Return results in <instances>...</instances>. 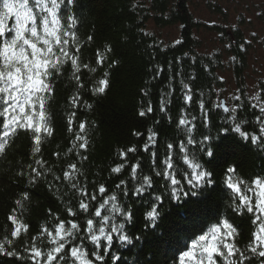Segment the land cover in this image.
<instances>
[{"label": "snow or ice", "instance_id": "obj_1", "mask_svg": "<svg viewBox=\"0 0 264 264\" xmlns=\"http://www.w3.org/2000/svg\"><path fill=\"white\" fill-rule=\"evenodd\" d=\"M76 7L77 0H0V156L7 153L20 133L29 136L31 145L30 162L15 174L17 180H26L27 186L13 201L14 206L0 230L3 233L0 257L13 259L16 264H108L106 257L111 258V264H117L120 257L112 252L114 241L121 246L133 243L126 226L132 222L134 213L131 205H125L122 198L143 199L145 194L149 195L152 202L145 219L154 228L161 216L159 206L164 202L165 194L177 202L201 195L205 185L213 184V173L200 162L199 154L214 157L212 142L216 137L201 134L202 138L197 140L195 132L199 127H209L212 115L209 105L227 114L219 132L237 133L243 140H250L252 145L264 150V79L253 86L252 94H246L242 88L236 89L231 96L235 103L231 106L226 99H220L222 93H213L217 97L215 102L206 101L203 93H195L191 83L181 80L183 107L175 121L177 137L164 142L163 157L159 152V134L149 128L143 145L117 152L119 162L109 167L106 182H89L83 165L89 160L86 153L91 147L92 122L79 119L78 112L81 107L90 111L93 105L83 99L82 93L86 90L93 97L105 96L111 88V72L119 61L111 59L112 47L104 46L95 49L94 59L85 62L84 49L92 44L94 36L90 34L80 39ZM256 35L255 32L251 34L253 38ZM251 43V40H245L238 47L246 52V45ZM231 46V43L227 45ZM162 71V68H154L152 79H157ZM97 72L100 75L86 87L85 73L93 76ZM66 73L73 92L67 97L64 117L67 131L72 134L65 155H74L76 161L68 163L62 175H57L56 166L43 158L42 147L55 135L51 101L56 82ZM176 75L183 74L175 73L171 79L175 80ZM219 79L223 81L224 77ZM141 92L143 97H150V86L146 84ZM174 92V87L170 86L161 95L160 113L167 115ZM197 95L201 97L198 100L194 99ZM193 103L200 111V117L191 113ZM249 110L254 124L244 118V113ZM155 111L151 99H147L146 103L142 101L138 115L147 117ZM168 119L172 122L171 116ZM248 126L257 130L249 132L245 130ZM132 135L143 138L145 133L134 131ZM177 148L178 153H175ZM141 152L149 156V174H145L144 161L139 158ZM52 155L59 160L61 154L57 151ZM131 159H135V163H131ZM174 160L182 167H177ZM126 169H130L129 176L120 179ZM235 173L236 167L229 166L224 183L232 193V212L251 216L254 227L246 248L242 249L238 244L237 227L224 218L192 240L190 248L179 256V264H185L186 259L191 264H218V261L219 264H253L256 258H259L258 264H264V176H256L249 184L237 178ZM111 179L118 182L110 190L106 183ZM157 179L163 181L162 194L149 192ZM40 182H45L49 191L59 194L57 198L64 205L63 214L49 209L48 223L29 240H24L30 230L24 220L26 204L31 200L28 186ZM129 183L133 185L131 189ZM61 186L68 191L62 192Z\"/></svg>", "mask_w": 264, "mask_h": 264}, {"label": "trees", "instance_id": "obj_2", "mask_svg": "<svg viewBox=\"0 0 264 264\" xmlns=\"http://www.w3.org/2000/svg\"><path fill=\"white\" fill-rule=\"evenodd\" d=\"M177 1L178 5L172 8L168 0H140L141 3L134 0H77L75 11L80 19L78 35L81 40L90 34L94 36L92 44L84 49L85 62L94 59L95 49H102L104 46H111L113 49L111 59L119 61L111 72V88L105 96L93 97L87 94L86 90L82 93L83 99L93 105L90 111L81 107L78 112L79 119L92 122L91 147L86 153L89 160L83 165L89 182H106L109 167L119 162L117 152L133 145L137 147L143 145L149 128H153L159 134V152L161 158L163 157L164 142H171L177 137L175 121L183 107L181 80L190 82L193 91L197 94L203 93L206 101L210 99L215 102L217 100L213 94L218 92V84L221 83L217 79V70L223 65L222 58L225 57L226 49L223 48L220 56L218 54L215 56V52L208 55L201 54V41L193 32L200 34L201 27L198 24H201L205 30L213 28V25L194 21L192 11L196 0ZM150 2L153 4L151 5ZM159 10L166 16L157 20L158 30H164L172 21L182 20L185 26L183 28L184 37L180 43L176 45L169 43L167 46H162L157 36L149 32L145 33L144 21H148V16L154 15ZM256 32V38L264 40V19L256 25ZM234 33L236 41H230L232 46L227 50L242 58L239 57L233 64L234 66L230 68L234 79L236 82L241 81V87L247 94L244 88L245 79L241 72L248 69L249 65L246 68L242 65H245V61L251 58L254 60L257 54H264V50L261 52L254 48L253 55H250V48L246 47V52H242L238 45L242 43L245 35L239 29ZM211 35L214 40V34ZM154 68L163 69L161 75L155 80L152 79ZM175 73L183 75H176V79L172 80ZM99 75L100 72L93 76L85 73L86 87L90 86L91 81ZM193 77H195L194 80ZM146 84L151 88V95L148 98L143 97L141 92ZM170 86L174 87L175 92L171 98L168 113L165 115L158 111L159 100ZM72 92L73 85L66 73L56 82L55 95L51 101L50 110L54 113L55 135L49 138L42 147L43 158L56 166L57 175H62L68 163L76 161L74 155H65L70 146L72 134L67 131L64 117L67 97ZM200 98L197 95L194 99ZM147 99H151L156 111L147 117H140L138 113L142 101L146 103ZM192 105L191 113L200 117L201 113L196 104ZM209 109L212 113L209 127L207 129L199 127L195 132V137L196 139L202 138L201 134L216 137L212 142L214 157L199 154L200 162L213 173V184L205 185L201 189L202 194L198 197L183 198L179 202L168 199L165 194L164 202L159 206L161 216L154 228L145 219V213L150 209L152 202L149 195L145 194L143 199L133 196L122 198L125 205H131L134 213L132 222L126 226L127 233L133 237V243L121 246L118 241H114L112 252L120 257L117 264H179V256L190 248L192 240L197 238L196 233L201 232V229L209 222H212L211 228L224 218H228L237 227L240 233L237 237L238 244L242 249L246 248L254 226L250 215L240 216L232 212V193L224 187L225 173L227 167L233 164L236 167L235 176L249 184L256 176H264V150L252 145L250 140H243L235 133L219 132L220 127L225 123L224 116L221 110L218 111L210 105ZM250 111L244 113V118L254 124V117L250 115ZM168 116L172 117V122L169 121ZM156 121L159 123H155ZM245 130L252 132L257 129L248 126ZM134 131L145 133V136L135 137L132 135ZM190 147L194 148V146ZM30 148L29 136L20 133L7 153L0 156V230L3 229L6 216L14 206L13 201L27 186L26 180H17L15 174L20 167H26L30 162L28 155ZM57 151L61 154L59 160L52 155ZM174 152L178 153V148L174 149ZM139 158L144 161L145 174H149L148 154L141 152ZM130 162L135 163V159H131ZM174 163L177 167H182L176 160ZM129 173L130 169H126L119 178L125 179ZM177 178L179 179L180 176ZM48 179L51 180V177ZM117 182V179L108 180L106 186L111 190ZM154 183L155 187L149 192L164 193L163 181L157 179ZM28 187L31 200L26 204L24 220L30 225V230L24 235V240H29L31 236L38 233L42 225L48 223L49 209L53 213L63 214L64 207L62 201L57 198L59 194L49 191L45 182ZM128 187L131 189L133 185L129 183ZM61 191L67 192L68 190L61 186ZM101 211L105 214V210ZM61 218H64L63 215ZM146 224L149 226L145 227ZM2 234L0 231V236ZM105 259L108 264H111L110 257ZM258 260L259 258L254 259L253 264H258ZM0 264H16V261L0 257ZM185 264H191V262L186 259Z\"/></svg>", "mask_w": 264, "mask_h": 264}, {"label": "bare ground", "instance_id": "obj_3", "mask_svg": "<svg viewBox=\"0 0 264 264\" xmlns=\"http://www.w3.org/2000/svg\"><path fill=\"white\" fill-rule=\"evenodd\" d=\"M134 1L141 3L140 0H134ZM168 1H169V3L172 4V8L176 7V5H178V1L177 0H168ZM150 4L152 5L153 3L150 2ZM203 7L207 10V13H211L212 14V11H214L215 17L219 21L226 22V25L229 27L227 32L223 33V37H222L221 34L218 33L219 28H216V27L215 28H207L205 30L201 24H198L199 27H201L200 34L202 32L203 36L205 34L217 35V36H219V40L221 41L222 45H224V48L226 49V53L224 55L225 57L222 58V64L223 65H221V68H220L221 70L220 69L217 70V79L220 80L219 77L222 76V77H224V80L223 81L220 80L221 83L218 84V92L223 94L222 89L226 88V91L229 92L228 94H233L236 89L242 88L241 87V81L238 80V82H235L234 88H232V83L230 81L227 83V78H226L227 76L225 75L224 72H227L226 66H227L228 61H230L229 68L233 67L234 66L233 64L236 63L237 59L239 57L242 58V56L237 55L235 53L231 54L230 52H228L227 48H229V47H227V45L230 43V41H236V37H235V33L234 32H236V31H238V29L242 28L243 25L248 21V19L247 20L244 19V17H243L244 10L241 7H239V6H236V4H234V2L229 3L226 0L225 1L224 0H218L214 5H211V0H196V5H195V7H194V9L192 11L194 13V21L196 23L202 22L197 17V13H198L197 10L198 9H203ZM211 9H212V11H211ZM261 13H264V10H262ZM165 16L166 15L160 13V10L155 12L154 15H149L148 16V18H149L148 21L147 20L144 21V23L146 25V27H144L145 28V33L149 32V33L157 36L158 37V41L160 43H162L161 44L162 46H167V45H169V43L172 44V45H176V44H178L177 41H179V43H180L182 41L183 37H184L183 28H184L185 25L182 24L183 23L182 20H180V21H172L174 23L170 22L169 24H167L168 28H166L164 30H161V31L165 32V34H160L158 32V28H157L156 22H157L158 19H160V17H165ZM262 16L263 17H261V19H264V15H262ZM259 19L260 18L256 19L257 20L256 24H259V22L261 20V19L260 20ZM212 25H214V24H212ZM230 26H235V27L233 29H231ZM250 33H252V32H250L248 30L247 32L244 33V35H247V34H250ZM174 36L176 37L175 39L173 38ZM245 38H247V40H251L248 35ZM200 40L205 41V39H200ZM211 42L214 44V40L213 39L211 40ZM205 46H207V45L205 44ZM247 46H249V45H247ZM251 46L253 47V44H251ZM194 47L196 48V46H194ZM207 47H209V46H207ZM212 53H214V52L212 51ZM232 57H236V60L233 61ZM252 61H253V59L251 58V59H249V61H245V65H242V66L246 68V66L250 65ZM254 61L257 62V59H254ZM229 72H230V69H228L227 75L229 74ZM233 78H234V74H233ZM183 81L185 83H190V82H188V81H186L184 79H183ZM220 98L221 99H226V97L223 96V95H221ZM226 102L229 104V102L227 100H226ZM229 106H231V104H229ZM190 111H193V105H191ZM221 114H223L224 117L226 115L225 113L222 112V110H221ZM235 134L238 137H240L239 134H237V133H235ZM199 139H201V138H199ZM199 139H197V140H199ZM211 225H212V222H209L208 224H206L201 229V232L196 233L197 237L199 235L203 234L204 232L209 231Z\"/></svg>", "mask_w": 264, "mask_h": 264}, {"label": "rangeland", "instance_id": "obj_4", "mask_svg": "<svg viewBox=\"0 0 264 264\" xmlns=\"http://www.w3.org/2000/svg\"><path fill=\"white\" fill-rule=\"evenodd\" d=\"M218 0H211V5H214ZM225 1V0H224ZM229 3L234 2V4H236V6L241 7L244 10V14L243 17L245 20L248 19V21L243 25L242 28H240L239 30L244 34L245 32H247L248 30L250 32H256V19L263 17L262 15H260L261 11L264 10V0H226ZM231 5V4H230ZM263 8V9H262ZM197 17L204 23H207L208 25H213V28H219L218 33H226L227 30L229 29V27L226 25V22H222L219 21L214 14V11H212L211 13H207V10L203 7V9H198L197 10ZM257 17V18H256ZM249 18H251V22H249ZM216 22V23H215ZM168 28V27H166ZM164 28V29H166ZM231 29H233V26H230ZM192 29H194V27H192ZM246 29V30H245ZM158 32L160 34H165V32L158 30ZM194 35L196 37H198V39H205V41L200 40L201 41V46L202 49L200 51L201 54L205 55V54H212V51L215 52V56L216 54H218L220 56L224 45H222L221 41L219 40V36L214 35V44L211 42L212 35L211 34H205L203 36V33L201 32V34L196 33L195 31L193 32ZM247 34L249 36V38L251 39L253 44V47L251 46V44L249 46L246 45L247 48H250V55H253V50L258 49L259 51L262 52V50H264V41L263 40H259L256 38H253L251 36V34ZM245 35V37L247 36ZM242 40V43L247 40V38H245ZM174 39L176 38L175 36L173 37ZM205 44L207 46H205ZM257 46V47H256ZM209 52V53H208ZM256 61H252L251 64L249 65V68L242 71L241 75L243 77V79H245V89L247 90V94H252V90H253V86L257 84V82L261 79H264V54H257ZM229 63L230 61H228L227 63V72L228 69H230L229 74L227 75V72H224L225 75L227 76V83L230 81L232 83V88H234V84L236 82V79L233 78V74L231 71V68H229ZM223 91V96L226 97V100L229 102V104H234L235 101L231 100V96L232 94H228L229 92L226 91V88L222 89ZM51 111V110H50ZM225 165V164H224ZM229 166H233L229 165ZM228 168V167H227ZM226 188V185L224 186Z\"/></svg>", "mask_w": 264, "mask_h": 264}]
</instances>
